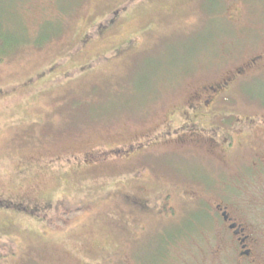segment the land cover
Here are the masks:
<instances>
[{
  "label": "rangeland",
  "instance_id": "obj_1",
  "mask_svg": "<svg viewBox=\"0 0 264 264\" xmlns=\"http://www.w3.org/2000/svg\"><path fill=\"white\" fill-rule=\"evenodd\" d=\"M246 65L264 0H0V264H249L218 204L264 264V103L207 96Z\"/></svg>",
  "mask_w": 264,
  "mask_h": 264
},
{
  "label": "flooded vegetation",
  "instance_id": "obj_2",
  "mask_svg": "<svg viewBox=\"0 0 264 264\" xmlns=\"http://www.w3.org/2000/svg\"><path fill=\"white\" fill-rule=\"evenodd\" d=\"M254 61L250 64H253ZM251 66L250 65H246L244 69H242L241 71H239V74H236L234 76V78L228 80V81H223L221 82V84H217L216 87L217 88H213L210 87V90H212V94L208 93V97L210 98V96H212V98L215 97V95H226V94H231L233 91V87L234 85L237 86V90L240 93H244L245 94V98H249V99H253L255 101H260L261 103H264V99H259L256 98L251 92L248 91L247 87L249 86L250 83L247 84H238L237 82L240 80V77H242V75H245L244 77L247 76V73L249 72ZM243 81V80H242ZM245 81H248V79H246ZM247 86V87H246ZM209 90V89H208ZM205 99L202 104L199 106V112L201 113L200 116V121H204L206 118L210 117V116H205L207 114L211 115L210 113H208V110H210L212 108L209 107L210 104L212 103V101L210 99ZM192 108H196L197 107L194 105V107ZM264 108V107H263ZM212 112V111H211ZM263 113H264V109H263ZM264 116L260 117L262 120H264L263 118ZM228 120L227 121H223L224 125L228 124ZM234 140L231 136L227 137V142H226V146H228L229 148L233 145ZM205 215V214H204ZM216 216L219 218L221 225L227 229L228 233H229V238L231 239L232 242H235V244L238 246L239 248V253H238V257L241 260L247 261L249 264H253L255 262L254 258H253V249L250 247V241L252 242V244L254 245V239L251 237L250 235L246 234L245 228L239 224L234 217L232 216V214L223 206L221 205H217L216 207ZM139 264H188L187 261L185 260H178V261H172V260H165V259H153L152 261H144L142 263Z\"/></svg>",
  "mask_w": 264,
  "mask_h": 264
},
{
  "label": "trees",
  "instance_id": "obj_3",
  "mask_svg": "<svg viewBox=\"0 0 264 264\" xmlns=\"http://www.w3.org/2000/svg\"><path fill=\"white\" fill-rule=\"evenodd\" d=\"M80 213L81 211L79 210H76L75 212L64 213L61 219L55 220L53 227L61 229L64 228L71 223L76 215H79Z\"/></svg>",
  "mask_w": 264,
  "mask_h": 264
}]
</instances>
